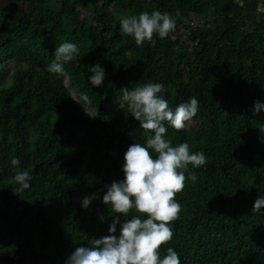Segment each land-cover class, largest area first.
Returning a JSON list of instances; mask_svg holds the SVG:
<instances>
[{
	"label": "trees",
	"instance_id": "trees-1",
	"mask_svg": "<svg viewBox=\"0 0 264 264\" xmlns=\"http://www.w3.org/2000/svg\"><path fill=\"white\" fill-rule=\"evenodd\" d=\"M156 10L176 22L167 38L138 46L122 34L121 18ZM65 42L78 56L65 75L47 71ZM97 64L99 87L89 80ZM150 81L164 84L173 111L199 101L184 131L165 125L166 138L207 159L189 165L197 178L176 196L182 210L162 255L172 247L181 264H264V208L252 211L264 196V110L254 115L264 104V0H0V264H66L110 234L103 196L124 179L128 147L148 135L119 107L121 89ZM82 93L87 112L73 99ZM18 169L32 177L23 192ZM133 215L119 216L115 235Z\"/></svg>",
	"mask_w": 264,
	"mask_h": 264
},
{
	"label": "clouds",
	"instance_id": "clouds-1",
	"mask_svg": "<svg viewBox=\"0 0 264 264\" xmlns=\"http://www.w3.org/2000/svg\"><path fill=\"white\" fill-rule=\"evenodd\" d=\"M175 28V20L168 13L158 10L151 14L142 12L138 16L123 17L120 21L122 34L133 37L138 46L146 41L155 43L153 37L157 34L165 39ZM79 52L76 44L62 43L56 48L55 58L47 71L65 75V64L76 59ZM89 70L92 73L89 77L91 84L101 86L105 78L104 69L97 64ZM121 90L119 107L139 121L142 130L148 134L146 143L135 142L128 147L124 154V179L114 181L103 196V203L110 206L109 211L115 217L108 229L110 234L90 240L89 246L76 247L66 264H181L179 254L172 247H167L165 255H162V249L173 240L171 225L180 218L182 206L176 196L184 191L188 179L195 181L197 178L194 174L186 176L189 165L200 168L206 165L207 159L203 152H191L187 143L173 146L172 140L166 138L165 125H170L177 132L184 131L197 115L199 101L192 97L173 111L162 95L165 92L163 83L150 81L133 90L128 87ZM73 99L85 110V105L92 102L87 93ZM262 110L264 104L255 102L254 115ZM260 131L264 133V128ZM11 164L18 166L20 161L14 158ZM31 179L27 170L18 169L12 178L19 185L16 191L28 189ZM95 198L85 197L83 207L87 208ZM262 208L264 196L255 200L252 211L260 212ZM133 210L137 215L125 219L120 225L119 235H115L119 216L128 217ZM144 216L147 218H142Z\"/></svg>",
	"mask_w": 264,
	"mask_h": 264
}]
</instances>
